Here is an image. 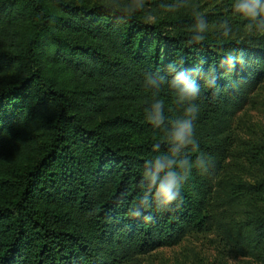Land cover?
Instances as JSON below:
<instances>
[{"label":"trees","instance_id":"trees-1","mask_svg":"<svg viewBox=\"0 0 264 264\" xmlns=\"http://www.w3.org/2000/svg\"><path fill=\"white\" fill-rule=\"evenodd\" d=\"M192 23L96 0H0V264H120L207 226L232 115L264 80V37L190 44ZM234 49L246 63L228 72L220 61ZM181 60L219 70V94L200 80L197 101L211 167L193 168L179 207L133 216L143 161L163 145L144 118V74ZM165 99L168 115H180ZM255 165L249 233L264 255V153Z\"/></svg>","mask_w":264,"mask_h":264},{"label":"clouds","instance_id":"clouds-1","mask_svg":"<svg viewBox=\"0 0 264 264\" xmlns=\"http://www.w3.org/2000/svg\"><path fill=\"white\" fill-rule=\"evenodd\" d=\"M237 20L244 22L243 28L250 35L264 37V0H229L226 13L214 21L194 9L189 43L202 44L210 34L218 40L232 39L239 30L234 25ZM203 63L200 61L198 66L189 69L181 60L144 74L143 86L151 97L144 107V118L163 133V145L156 143L154 155L143 161L140 170L143 192L130 210L133 216H141L153 207L160 210L179 207L183 202V186L193 168L207 173L211 167L209 156L200 150L196 138V121L201 110L197 101L202 91L200 80L219 94L220 74L214 65L205 70ZM245 63L243 49H234L224 55L220 68L232 72L238 64ZM165 93L170 94L181 109V114L175 118L168 115ZM164 145L166 151L161 150ZM192 154H196L194 160Z\"/></svg>","mask_w":264,"mask_h":264},{"label":"rangeland","instance_id":"rangeland-1","mask_svg":"<svg viewBox=\"0 0 264 264\" xmlns=\"http://www.w3.org/2000/svg\"><path fill=\"white\" fill-rule=\"evenodd\" d=\"M96 1L139 6L168 17L193 16L195 9L214 21L226 13L229 0H181L174 5L172 0ZM234 25L239 29L237 35L250 36L242 21H234ZM230 137L227 157L209 199L207 226L188 234L177 245L157 246L120 264H264V255L254 249L249 233L253 210L250 186L260 179L255 161L259 153H264V80L247 90L241 108L232 115Z\"/></svg>","mask_w":264,"mask_h":264}]
</instances>
